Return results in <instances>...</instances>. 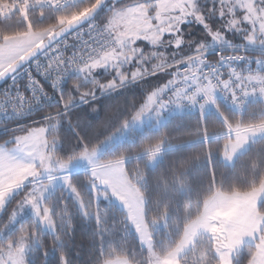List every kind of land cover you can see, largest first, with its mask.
<instances>
[{"label": "snow or ice", "instance_id": "6c2138e0", "mask_svg": "<svg viewBox=\"0 0 264 264\" xmlns=\"http://www.w3.org/2000/svg\"><path fill=\"white\" fill-rule=\"evenodd\" d=\"M68 2L0 0V210L19 197L0 231L25 209L35 217L0 241V264H27L38 225L56 240L71 235L66 194L50 191L57 182L96 223L92 264H264V56L244 54L264 48V0ZM37 107L30 122L8 124ZM186 111L196 118L167 130ZM74 162L86 165L87 194ZM101 198L121 203L118 219ZM129 228L140 253L113 238ZM58 264H71L64 251Z\"/></svg>", "mask_w": 264, "mask_h": 264}, {"label": "trees", "instance_id": "16d2710c", "mask_svg": "<svg viewBox=\"0 0 264 264\" xmlns=\"http://www.w3.org/2000/svg\"><path fill=\"white\" fill-rule=\"evenodd\" d=\"M82 1H77V4L82 3ZM76 4V5H77ZM75 4H71V6ZM70 6V5H69ZM68 7V6H67ZM104 15V12L100 11L98 13V17ZM192 28V33L190 35H195L197 39L206 38L202 37V33L204 32L203 28L199 25H189ZM229 39L233 41L234 44L239 45L241 41V37L238 34H229ZM213 45V44H212ZM143 46V45H141ZM246 47H257L253 45H248ZM260 48V47H257ZM252 58L257 56H264V53H249ZM255 65L254 61L252 62ZM136 88L135 85L132 86ZM128 95L132 93L129 92L127 89L124 90ZM106 98L101 97V100H105ZM220 107H222L225 111H231V108L228 107L226 104L220 102ZM216 112L213 110H207L206 119L212 120L216 118ZM196 118V114L193 112H185L183 120H180L176 117H172L169 120L167 125V130L173 131L177 128L183 129L190 123L192 120ZM165 130V131H167ZM90 132V129L88 130ZM98 131H103V129H98ZM114 131V129H112ZM8 135L6 130L0 132V138H4ZM174 136L181 135L180 133H172ZM183 139H188L187 135H183ZM179 142V141H177ZM62 152L66 150L65 148L61 149ZM186 151V150H184ZM182 154L181 150L177 149L175 151H166L165 153V164L167 163L168 159H171L174 156ZM105 153L102 152L101 158H103ZM217 169L221 168V164L217 162L216 164ZM203 173H207V168L202 167L197 169L193 173V184L195 185L196 180L199 178V175ZM86 175V167L80 168L76 170L72 174V178L78 182V188L82 193L87 194L89 192V186L84 182V176ZM61 191H64L66 194V200L69 205V210L72 213V231L71 235L64 236L61 240H56L57 233L51 231L48 227L44 225H38V238L33 240L29 244V249L26 252V261L27 264H49L50 260L53 258L55 261L59 262L60 252L64 251L71 261V264H92V261L95 259L96 255L99 252L100 242L97 239L96 235V223L93 219L85 218L80 211L79 204L73 200L70 193H67V190L64 189V186H59L53 191V197L58 196ZM15 198H18L15 197ZM15 198L11 200L6 206V209L0 216V225H4L5 222L9 218V214L14 207ZM100 206L109 210L110 218L118 219L119 215L123 212V208L116 203L112 198L110 199H100ZM35 222V217L30 216L25 218L22 222L18 224V226L13 230V232L7 238H1L0 241L6 240L14 235H16L19 231V228L22 225H30ZM116 241L124 240L129 249H135L137 253L141 252V247L139 245V241L135 234L134 229L129 228L127 233H120L117 232L114 234L113 237ZM46 252V255H45Z\"/></svg>", "mask_w": 264, "mask_h": 264}, {"label": "built area", "instance_id": "2783aa9c", "mask_svg": "<svg viewBox=\"0 0 264 264\" xmlns=\"http://www.w3.org/2000/svg\"><path fill=\"white\" fill-rule=\"evenodd\" d=\"M79 1V0H76V2ZM73 4L71 2V0H69L68 4H66V7ZM219 50V46L218 45H211L210 47V55L214 56L215 55V52ZM227 50V49H225ZM264 53V48H257V47H245L244 49V54L249 56V57H252L249 55V53ZM243 62H241V67H243ZM249 67H255V65H253L252 63L249 64ZM5 84L6 82H4L1 86H0V89L4 88L5 87ZM220 102L226 104L228 107H230L229 103L224 100L223 97H217V103L219 104ZM54 103V99L53 101H48L46 102L45 106H51V104ZM231 108V107H230ZM207 110H213L215 111V108L213 106H209ZM42 111V108L41 107H37L33 112L29 113V114H25L24 116H13V117H9L8 118V124L11 126V125H14V124H17V123H27V122H30L33 118H36L39 114V112ZM186 112H190V111H186ZM216 112V111H215ZM5 130L4 128H0V132Z\"/></svg>", "mask_w": 264, "mask_h": 264}, {"label": "rangeland", "instance_id": "374dc122", "mask_svg": "<svg viewBox=\"0 0 264 264\" xmlns=\"http://www.w3.org/2000/svg\"><path fill=\"white\" fill-rule=\"evenodd\" d=\"M80 1H82V0H80ZM73 6L74 5H72V6L70 5L68 7H73ZM101 154H102V152H101ZM101 154H100V156H101ZM85 167H86V165L83 162H78V163L77 162H74L71 172L73 174L76 170H79L80 168H85ZM59 186H63V184L60 183V182H57L56 185L54 186V190L57 187H59ZM54 190H50V191L53 192ZM15 197H17V195L11 196L9 198L7 204L9 202H11V200L14 199ZM18 198H15V201H13L14 202V205H15V202H16V200ZM112 199L122 207L121 203L117 199H115V198H112ZM7 204L5 205V207L2 210H0V216L2 215V213L4 212V210L6 209ZM30 216H33L34 217V215L32 213V210L31 209H25L24 212L21 215L17 216L12 222H9V223L6 224V226L4 227L3 231H0V237L1 238H7L13 232V230H15V228L18 226V224L20 222H22L25 218L30 217ZM8 220H9V218H8ZM44 226L47 227L46 225H44ZM29 247L30 246L28 245V247L26 249V252L29 249Z\"/></svg>", "mask_w": 264, "mask_h": 264}, {"label": "water", "instance_id": "95a60500", "mask_svg": "<svg viewBox=\"0 0 264 264\" xmlns=\"http://www.w3.org/2000/svg\"><path fill=\"white\" fill-rule=\"evenodd\" d=\"M97 11H98V13L100 12V10H97ZM4 82H6V81H4V80H0V86H1Z\"/></svg>", "mask_w": 264, "mask_h": 264}]
</instances>
